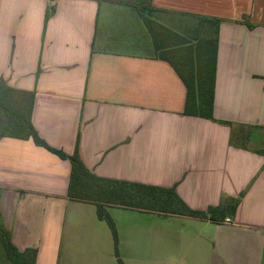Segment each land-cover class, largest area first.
Returning a JSON list of instances; mask_svg holds the SVG:
<instances>
[{
	"label": "crops",
	"instance_id": "crops-1",
	"mask_svg": "<svg viewBox=\"0 0 264 264\" xmlns=\"http://www.w3.org/2000/svg\"><path fill=\"white\" fill-rule=\"evenodd\" d=\"M181 35L217 32L214 118L184 114L187 88L122 0H0V82L32 95L51 147L98 176L172 188L212 220L109 207L124 264H264V0H152ZM72 165L33 139H0V212L35 264H119L94 204L70 200Z\"/></svg>",
	"mask_w": 264,
	"mask_h": 264
},
{
	"label": "trees",
	"instance_id": "trees-1",
	"mask_svg": "<svg viewBox=\"0 0 264 264\" xmlns=\"http://www.w3.org/2000/svg\"><path fill=\"white\" fill-rule=\"evenodd\" d=\"M138 9L147 25L160 59L169 62L187 88L184 114L209 120L214 118L215 77L217 66V32L204 38L199 34L181 35L171 31L153 19L152 0H122ZM157 26L160 27L157 29ZM179 63L185 65V73ZM32 95L12 89L0 82V139L13 137L33 139L34 143L71 162L70 200L94 204L98 217L112 230L116 256L124 264L117 251L118 236L115 224L108 212L109 207L132 209L158 214L186 215L212 220L233 218L238 200L227 198L207 213L190 209L178 196L175 187H157L142 183L101 177L90 171L82 162L78 147L73 155L51 147L32 122ZM0 245L12 264H35L36 251L20 252L13 245L0 212Z\"/></svg>",
	"mask_w": 264,
	"mask_h": 264
},
{
	"label": "rangeland",
	"instance_id": "rangeland-1",
	"mask_svg": "<svg viewBox=\"0 0 264 264\" xmlns=\"http://www.w3.org/2000/svg\"><path fill=\"white\" fill-rule=\"evenodd\" d=\"M198 27L190 34L188 35H191V34H199L201 35L202 37L204 38H207V37H213L214 34H215V28H214V24H211L210 26H208L206 28V25H204L203 22H200L198 23L197 25ZM160 27L157 26V29H159ZM180 67L183 69L184 73H185V65L181 63H179ZM0 264H12L8 258L6 257L5 255V250H4V247L3 245H0Z\"/></svg>",
	"mask_w": 264,
	"mask_h": 264
}]
</instances>
